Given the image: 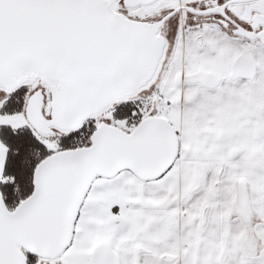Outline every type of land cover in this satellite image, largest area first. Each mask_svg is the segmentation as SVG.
Listing matches in <instances>:
<instances>
[{
	"label": "snow or ice",
	"instance_id": "snow-or-ice-1",
	"mask_svg": "<svg viewBox=\"0 0 264 264\" xmlns=\"http://www.w3.org/2000/svg\"><path fill=\"white\" fill-rule=\"evenodd\" d=\"M0 264H264V0H0Z\"/></svg>",
	"mask_w": 264,
	"mask_h": 264
}]
</instances>
